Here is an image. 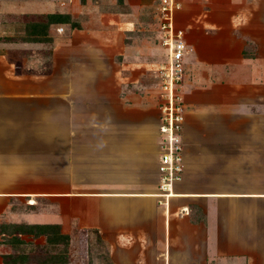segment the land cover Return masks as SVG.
Instances as JSON below:
<instances>
[{"label": "crops", "instance_id": "obj_1", "mask_svg": "<svg viewBox=\"0 0 264 264\" xmlns=\"http://www.w3.org/2000/svg\"><path fill=\"white\" fill-rule=\"evenodd\" d=\"M80 1L0 0V224L60 221L56 210H15L16 200L46 193L13 192L10 181L95 174L143 184L101 193L110 204L97 227L113 264H263L264 0H233L241 22L220 45L225 59L205 65L196 49L190 60L195 82L204 67L218 80L187 97L182 169L167 204L149 186L159 124L120 122L92 103L104 92L103 38L113 32L99 5ZM128 48L140 58L139 44Z\"/></svg>", "mask_w": 264, "mask_h": 264}, {"label": "rangeland", "instance_id": "obj_2", "mask_svg": "<svg viewBox=\"0 0 264 264\" xmlns=\"http://www.w3.org/2000/svg\"><path fill=\"white\" fill-rule=\"evenodd\" d=\"M91 1L100 6L99 13L102 14L103 23L109 25L113 32L103 38L107 41L109 56L107 77L102 85L104 92L94 93L92 103L106 104L120 122L126 119L127 123L131 121L137 125L142 120L152 118L158 125L163 102L159 69L166 59V50L160 39V0H81L78 6ZM234 3L233 0H180L179 6L174 10L173 27L175 31L182 33L187 47L184 54L185 73L177 95L184 120L187 97L192 92L210 91L211 84L218 80L213 81L211 71L204 67V72H198L199 80L195 82L196 74L189 66L190 60L195 56L196 49L199 51L198 60L205 65L226 58L220 45L228 43L227 38H237V35H234V20L241 22V19L234 18L239 12L237 9H240L237 8L238 5L235 7ZM77 21H80V17ZM261 32L264 35V28ZM135 43L143 49L140 58H134L128 48ZM253 53V50L247 51L245 48L242 51L243 56ZM246 72V68H243L241 75L245 77ZM162 138L157 128L158 156L154 175L156 179L149 185L153 187L158 186L160 177L158 163ZM90 153L95 154V149ZM89 168L95 169L93 165ZM10 183V190L13 192L46 193L16 200L11 203L15 210L49 213L56 210L60 221L55 223L58 226V234H54V241H50L53 235L50 229H47L45 234L36 236V229L33 227L30 232L25 231L29 228L27 223L0 224V264H113L109 253L110 244L101 238L97 227L100 206L106 202V197L101 196V193L120 190L133 192L143 185L140 181L133 180L123 184L116 181H100L95 174L91 179L77 176L75 179L47 178ZM31 199L34 204L30 203ZM22 257L24 262L21 261Z\"/></svg>", "mask_w": 264, "mask_h": 264}, {"label": "built area", "instance_id": "obj_3", "mask_svg": "<svg viewBox=\"0 0 264 264\" xmlns=\"http://www.w3.org/2000/svg\"><path fill=\"white\" fill-rule=\"evenodd\" d=\"M179 3L180 0H160L161 13L158 14L162 18L161 45L166 50V59L159 69L163 92L159 117V131L163 136L158 163L160 189H168L172 183L174 185L179 181L182 169L180 132L184 116L177 95L185 73L184 54L187 47L182 33L173 27V13Z\"/></svg>", "mask_w": 264, "mask_h": 264}, {"label": "trees", "instance_id": "obj_4", "mask_svg": "<svg viewBox=\"0 0 264 264\" xmlns=\"http://www.w3.org/2000/svg\"><path fill=\"white\" fill-rule=\"evenodd\" d=\"M7 225V224H6ZM17 225V224H16ZM31 225V226H30ZM17 226H21V225H17ZM26 226H28V224L26 225ZM25 226V227H26ZM22 227H24L23 225H22ZM31 227H33V229H36L35 231H34V234L37 236V235H40V234H45V231L47 230V229H50V231H51V233H53V235H52V237H51V239H50V241H54V240H56V238H55V236H54V234H58V231H56V229H58V226L56 225V224H47V223H33V224H29V228L28 229H26L25 231H31L32 229H31ZM56 231V232H55ZM48 233V232H47ZM58 237V236H57ZM57 241H58V239H57ZM26 257V256H25ZM58 259V262H59V258H57ZM22 262H24V259H23V257H22V260H21Z\"/></svg>", "mask_w": 264, "mask_h": 264}, {"label": "bare ground", "instance_id": "obj_5", "mask_svg": "<svg viewBox=\"0 0 264 264\" xmlns=\"http://www.w3.org/2000/svg\"><path fill=\"white\" fill-rule=\"evenodd\" d=\"M157 197L158 198H161L165 200V203L167 204L169 199L176 196L177 193H176V190H175V184L173 185V183L171 184L170 188L166 189H160L158 188V192H157Z\"/></svg>", "mask_w": 264, "mask_h": 264}]
</instances>
